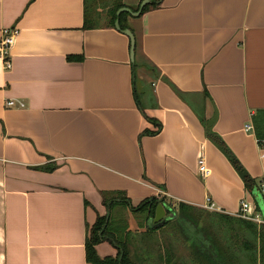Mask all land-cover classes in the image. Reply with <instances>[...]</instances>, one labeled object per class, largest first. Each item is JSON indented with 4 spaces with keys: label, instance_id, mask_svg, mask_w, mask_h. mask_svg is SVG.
Wrapping results in <instances>:
<instances>
[{
    "label": "crops",
    "instance_id": "0c3cea01",
    "mask_svg": "<svg viewBox=\"0 0 264 264\" xmlns=\"http://www.w3.org/2000/svg\"><path fill=\"white\" fill-rule=\"evenodd\" d=\"M157 1L127 17L133 60L116 25L84 26L85 0H0V36L20 29L12 66L0 57V264H91L88 226L109 212L105 192H125L133 205L158 196L229 214L243 199L255 208L264 185V0ZM10 98L25 106H7ZM215 107L213 129L254 192L207 135ZM128 209L143 246L148 221ZM256 212L264 220V207ZM97 250L118 252L109 240ZM148 253L158 262L157 244Z\"/></svg>",
    "mask_w": 264,
    "mask_h": 264
},
{
    "label": "trees",
    "instance_id": "16d2710c",
    "mask_svg": "<svg viewBox=\"0 0 264 264\" xmlns=\"http://www.w3.org/2000/svg\"><path fill=\"white\" fill-rule=\"evenodd\" d=\"M125 5L127 4L123 0H85L84 26L86 28L115 26V21L119 18L122 28L129 27L127 17L131 15V12L125 10L120 14L117 13L118 9ZM158 5L157 0H151L143 6L142 13ZM128 6L137 11L140 8V3ZM149 119L157 122L154 118L149 117ZM157 125L159 129L160 124L157 123ZM158 129L144 131L154 134ZM257 135L259 139L263 138L260 132H257ZM39 167L46 170L54 169V166L47 165ZM116 193L122 196L110 197V194L105 192L104 200L109 212L103 215L99 214L96 221L88 226L86 258L91 264H148L150 263L148 252L156 244L159 254L158 262H154L156 264H189V258L192 260V264H244L238 250L236 254L235 246L242 247L245 253L249 250L260 253L261 264H264V220L258 222L235 214L208 210L206 207L186 202H178L179 208L175 209L172 202H167L165 198L158 196H150L138 205H133L125 192ZM260 196V199H255V210L257 211H261L262 205H264V193L261 187ZM161 202L169 205L170 208L167 209V212L173 215L165 223L155 227L153 218L157 205ZM123 208H130L137 215L144 214L141 216L142 220L148 221L146 230L140 236L143 246L135 242L137 241L135 239L138 238L129 228L128 218L125 216ZM208 215L219 217L218 224L225 223L230 226L233 229L234 239L232 235L227 239L226 235L221 236L217 231L214 232L217 221L214 224L208 223V220L210 221L212 218L209 219ZM199 222H202L203 225L200 229ZM168 224L170 225L168 226ZM164 228L167 229L163 230ZM161 230L163 231L158 234ZM181 236L188 243V259L180 254ZM104 240H109L117 246L116 255L101 256L99 254L97 244Z\"/></svg>",
    "mask_w": 264,
    "mask_h": 264
},
{
    "label": "water",
    "instance_id": "95a60500",
    "mask_svg": "<svg viewBox=\"0 0 264 264\" xmlns=\"http://www.w3.org/2000/svg\"><path fill=\"white\" fill-rule=\"evenodd\" d=\"M150 1L151 0H142L140 2V8L137 11L132 10L130 6L125 5V6H122L120 9H118L117 13L120 14L122 11L127 10V11H130L132 15H139L142 12L143 6L149 3ZM115 25L117 28L123 30L127 35H129L130 41H131L130 42L131 57L134 60L135 50H136V37H135L133 30L129 27L122 28L119 18L116 19ZM217 117H218V110H217V107H215L214 115L211 117V119L207 121V124H206L207 135L209 139L212 140L214 144L235 164L240 176L247 183L248 189L254 192L253 181H252V177L249 174V171L239 162L238 158L232 152L229 146H227L224 143L220 135L213 129L215 122L217 120ZM260 197H261L260 195H256L255 199L256 200L260 199ZM263 207L264 205H262V209ZM168 208H170L169 205L163 202L157 205L156 214H155V217L153 218V223L155 227L158 225H162L163 223L167 221V219L172 217L173 214L167 212Z\"/></svg>",
    "mask_w": 264,
    "mask_h": 264
},
{
    "label": "built area",
    "instance_id": "2783aa9c",
    "mask_svg": "<svg viewBox=\"0 0 264 264\" xmlns=\"http://www.w3.org/2000/svg\"><path fill=\"white\" fill-rule=\"evenodd\" d=\"M19 31L20 29L17 26L5 27L0 36V57L3 59L6 68H10L12 66L11 49L16 41ZM6 105L9 107L25 106V102L15 98H10L6 100ZM245 129L248 131L253 130L254 124L248 123ZM259 144L264 147V138L259 139ZM198 169L202 175H207L210 171L209 167L207 166L206 158L202 153L198 156ZM262 191L264 193V185L262 186ZM207 208L216 209L213 203L208 205ZM238 213L247 219H252L259 222L263 221L251 203L244 199L241 201V206Z\"/></svg>",
    "mask_w": 264,
    "mask_h": 264
},
{
    "label": "rangeland",
    "instance_id": "374dc122",
    "mask_svg": "<svg viewBox=\"0 0 264 264\" xmlns=\"http://www.w3.org/2000/svg\"><path fill=\"white\" fill-rule=\"evenodd\" d=\"M115 197H117V196H115ZM172 206L175 207V209L179 208L178 203H173L172 202ZM207 209L208 210H214V209H211V208H207ZM123 211H124L125 216L129 219V216L131 215L129 209L128 208H123ZM143 215L142 214H138V215L134 214V216L136 217L138 223H140V221H142L143 218L141 216H143ZM235 215L241 216V215H239V213L235 214ZM208 217H209V219H210V217H212L210 219V221L208 220V223L210 222L211 224H214L215 221H217V223L215 224V227H214L216 230L214 232L217 231L218 234L221 235V236L222 235H226L227 239H228L229 236L232 235V238L234 239V237H233V235H234L233 229L230 226H227V224H225V223H224L225 225L224 224H218L220 222V219H219V217H216L215 215H208ZM241 217H243V216H241ZM243 218H245V217H243ZM170 224H171V222H170ZM170 224H168V226ZM198 225L197 226L199 227V229L201 228V226L203 227L202 222H199ZM165 229H167V228H164L163 230H165ZM163 230L159 231L158 234H160ZM133 231L135 232L136 230L133 229ZM248 237L251 238L250 236H248ZM185 241L186 240H184V238L182 237V242H181V244H179L180 245L179 249H180V254H182L184 257H186L188 259L189 258L188 251H187V244L188 243H186L187 241L186 242ZM231 242H233V240H231ZM235 247H236L235 248L236 254H237V250H238V253L240 255V259L244 262V264H253V263L261 264L262 263L260 253H256V252L251 251V250H249L247 253H245V251H244V249L242 247H237V246H235ZM188 261H189V264H192V260H190V258L188 259ZM154 262L155 261L152 259L150 264H152Z\"/></svg>",
    "mask_w": 264,
    "mask_h": 264
}]
</instances>
